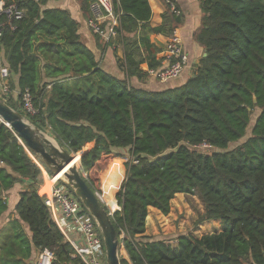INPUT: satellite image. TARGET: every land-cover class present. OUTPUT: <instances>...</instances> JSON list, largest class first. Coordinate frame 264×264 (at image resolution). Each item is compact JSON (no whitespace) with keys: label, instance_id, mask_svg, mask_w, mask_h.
Wrapping results in <instances>:
<instances>
[{"label":"trees","instance_id":"16d2710c","mask_svg":"<svg viewBox=\"0 0 264 264\" xmlns=\"http://www.w3.org/2000/svg\"><path fill=\"white\" fill-rule=\"evenodd\" d=\"M4 1L17 2L24 16L0 39L10 87L18 91L15 99L0 98L67 152L91 145L80 165L91 190L103 189L111 211L120 208L111 221L130 263L264 264V0H199L202 18L193 38L206 55L183 85L163 90L130 80L144 82L143 64L163 65L150 35L168 37L180 25L173 0H160L165 12L157 27L150 26L148 0H113L123 79L100 67L70 12L49 7L53 0ZM76 1L88 19L92 0ZM38 54L48 56L46 66ZM42 71L49 81L42 82ZM26 89L35 115L21 109ZM201 144L209 149L195 148ZM106 166L100 188L98 172ZM16 183L24 187L16 218L0 227V264H29L44 250L53 254L51 264H81L38 194L40 168L0 122V217ZM177 194L197 196L201 221H218L221 231L198 238L144 235L148 209L168 215ZM120 264L129 262L120 256Z\"/></svg>","mask_w":264,"mask_h":264},{"label":"built area","instance_id":"2783aa9c","mask_svg":"<svg viewBox=\"0 0 264 264\" xmlns=\"http://www.w3.org/2000/svg\"><path fill=\"white\" fill-rule=\"evenodd\" d=\"M171 11L179 15L172 5ZM89 13L87 26L93 34L106 43L117 36L116 29L119 21L114 11L113 0H92L89 4ZM23 16L24 9L17 2L7 3L0 0V39L3 32L7 28L14 29L13 23L21 20ZM162 55L163 65L158 69L148 70V75L159 82L179 78L187 68L189 58L182 48L176 29L168 36ZM9 80V69L3 61L0 50V95L8 97L13 94ZM20 106L22 111L28 115L38 113L27 89L21 94ZM195 148L209 149V146L201 144ZM35 163L43 174V182L45 178L53 177L38 162ZM59 181V179L55 180L50 189L45 192L39 191L42 183L38 194L44 196V203L49 208L54 222L73 248L81 264H105V250L98 227L81 202ZM52 260L53 254L44 250L38 253L34 264H51Z\"/></svg>","mask_w":264,"mask_h":264},{"label":"crops","instance_id":"0c3cea01","mask_svg":"<svg viewBox=\"0 0 264 264\" xmlns=\"http://www.w3.org/2000/svg\"><path fill=\"white\" fill-rule=\"evenodd\" d=\"M150 10H151V18H150V26L157 27L162 22V14L165 12L164 5L160 0H148ZM49 7L52 8H61L70 12L72 18L78 23V33L80 34L81 41L95 54L97 60L100 61V67L114 75L119 79L124 78L123 72L119 69L118 61L122 59L123 50L120 44L116 43V37L110 42L106 43L100 37L96 38L97 35L93 34L87 26V17L81 11L80 6L78 5L76 0H53L50 2ZM177 11L179 16L181 17V23L176 28L179 38L182 43V48L184 52L188 55L189 62L187 68L183 71L182 75L179 78L169 80L166 82H159L154 78L148 77L144 80V82L139 83L136 79H131L130 83L135 86H141L148 90H163L168 88H175L183 85L186 80L191 76L193 67L198 63L199 59L204 55V50L194 41V33L198 30L201 24L202 12L200 10V1L199 0H173L171 4ZM168 37L164 35H150V41L155 46L161 49V54H163V50L165 48V44L167 42ZM103 41L106 47L103 45ZM103 48V49H102ZM39 63L41 67L46 66L48 63V56H43L42 54H38ZM141 69L144 72H147L148 69L146 64L141 65ZM44 75L42 71V82L49 81ZM13 94L15 96L18 94L17 89H13ZM50 134L47 130H43ZM51 135V134H50ZM91 146V145H90ZM117 159V158H113ZM111 159L108 164L113 160ZM119 164L118 161H113L112 163ZM124 160H122V163ZM111 163V164H112ZM110 164V165H111ZM120 165V164H119ZM24 184L16 183L9 191L5 193L6 195V203L7 210L0 217V227L6 224L9 220L16 218L15 206L19 199V193L22 191ZM101 190V189H100ZM105 203V202H104ZM156 209L149 208L148 216L146 218V228L145 234L146 236H155L158 234L156 230L153 232L152 225L149 223V217L152 215L151 212H156ZM206 232L203 234H211L218 233L221 231V226L218 221H207L206 222ZM25 232L29 235L28 230L25 225H22ZM202 236V235H201ZM172 244H176V241H173ZM37 254L33 255V261L35 263V258ZM126 261L130 263L129 257L124 250V255L122 256Z\"/></svg>","mask_w":264,"mask_h":264},{"label":"water","instance_id":"95a60500","mask_svg":"<svg viewBox=\"0 0 264 264\" xmlns=\"http://www.w3.org/2000/svg\"><path fill=\"white\" fill-rule=\"evenodd\" d=\"M204 53L203 56H205ZM255 103V100H254ZM0 122L7 126L23 144L27 153L36 162L38 157L52 176L62 174L59 179L70 189L73 195L81 202L85 210L92 217L98 227L105 250V264H120V244L114 224L111 221L112 213L104 208L102 197L93 192L86 183V177L79 170L83 151L69 153L48 136L45 131L33 125L24 115L8 106L0 99ZM79 162V166L76 162ZM117 205V204H116ZM29 264H34L33 260Z\"/></svg>","mask_w":264,"mask_h":264},{"label":"rangeland","instance_id":"374dc122","mask_svg":"<svg viewBox=\"0 0 264 264\" xmlns=\"http://www.w3.org/2000/svg\"><path fill=\"white\" fill-rule=\"evenodd\" d=\"M11 96H13V99L16 98L15 94H12ZM256 114L257 112L254 114V116H252V121L255 118ZM45 133L48 136H50V134H48L47 132ZM234 144L235 143H233L232 145ZM90 147H91L90 145H87L83 150V152H86L87 149H89ZM29 156L32 158L30 154ZM33 161L35 160L33 159ZM107 166L98 172L100 188H101L100 176L106 170ZM78 168L81 174L87 177L86 173L83 172L81 166H79ZM102 194H103V189L100 194L101 197ZM107 208L109 209L108 205ZM118 208H116L115 210H117ZM109 211L112 213L110 209ZM155 211L156 212H151L152 215H150L149 217V223L150 225H152L153 232H155L156 230L158 231V234L155 236H159L165 239H171L179 234H186L198 238L206 232V228L204 227H206L207 223L205 221L203 222L201 221V215L203 213V205L197 196L177 194L170 203V212L168 215L164 216L157 210ZM121 238H123V234H121V236L119 237V239ZM119 244H120V256L122 257L124 255V249L122 247L121 242H119Z\"/></svg>","mask_w":264,"mask_h":264},{"label":"bare ground","instance_id":"6f19581e","mask_svg":"<svg viewBox=\"0 0 264 264\" xmlns=\"http://www.w3.org/2000/svg\"><path fill=\"white\" fill-rule=\"evenodd\" d=\"M77 164L79 162H76ZM63 175L60 174V175H56V176H53V177H48V178H45L44 182H43V185L40 187V192H45V191H48L50 189V186L52 185V183L55 181V180H58V179H63L62 177ZM103 200V199H102Z\"/></svg>","mask_w":264,"mask_h":264}]
</instances>
